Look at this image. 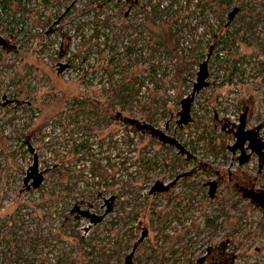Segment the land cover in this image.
Here are the masks:
<instances>
[{
    "label": "rangeland",
    "instance_id": "374dc122",
    "mask_svg": "<svg viewBox=\"0 0 264 264\" xmlns=\"http://www.w3.org/2000/svg\"><path fill=\"white\" fill-rule=\"evenodd\" d=\"M146 1L109 0L95 19L86 0H22L13 25L23 31L10 37L0 27L7 43L0 49V221L14 214L19 232L39 243L33 264H207L219 255L226 264H264V194H252L264 186V0H177L158 19L163 47L154 43L155 28L140 26ZM47 26L55 31L38 38ZM133 40L135 53L123 55ZM98 44L107 59L119 52L123 65L91 71ZM133 59L154 64L155 74L127 78L126 112L111 105L113 86ZM200 65L204 85L189 120L176 124ZM73 100L85 110L73 109ZM239 124L263 145L261 155L247 148L241 162L229 149ZM83 141L88 153L70 160ZM31 173L41 176L38 186ZM24 177L28 188L19 192ZM154 182L165 191L149 193ZM41 194L62 199L33 208ZM174 195L167 216L155 218ZM73 205L102 219L92 223L70 212ZM211 216L216 226L207 228ZM6 242L15 243L0 242V264H23Z\"/></svg>",
    "mask_w": 264,
    "mask_h": 264
},
{
    "label": "trees",
    "instance_id": "16d2710c",
    "mask_svg": "<svg viewBox=\"0 0 264 264\" xmlns=\"http://www.w3.org/2000/svg\"><path fill=\"white\" fill-rule=\"evenodd\" d=\"M108 1L109 0H86V4L89 6H93L94 8L97 9V12L94 15L95 19H97L100 13L104 14V11H106ZM154 1L155 0H147L142 5L141 8H146L147 12L145 10H144V12H146L145 14H148V15H146V18L144 19V20H146V22H144V23L141 22L140 26H143L146 30L150 29L151 27L155 28V30L158 33L157 34L158 40L156 42L154 41V43L157 46L163 47L165 44V36L166 35L162 32V30L159 29L160 24H158V22L160 20H158V19H162L161 17H165L164 12L167 11V7L170 8L174 4L178 7V4H177V0H169L168 4H166V6H161L162 5L161 3L154 2ZM21 2H22V0H0V27L3 26L2 31L5 32L10 37H14V36H16V34L23 31V26H20L18 29H16L15 26L13 25V23L17 24L16 20H15L16 19L15 15L18 13V10H20L22 5H23ZM43 2H46V0H43ZM125 4H129V3H127V1H124L123 5H125ZM114 5H116L115 7L118 8L116 11V15L117 16H123V14H125V13L122 10V8L118 7V4H114ZM83 6H86V5H83ZM85 9L86 8H81L78 12L80 14H82L85 11ZM62 15L63 14H61L60 16H62ZM105 15H107V14L105 13ZM3 16H4V18H2ZM134 17L135 16H133L132 19H134ZM3 19L6 20L5 21L6 23L3 21ZM106 19L108 20V17ZM47 21H49V20L47 19ZM102 25H104V26L107 25L106 20H105V22H104V20L102 21ZM133 25H134V23H133ZM79 26H80L79 23L74 24V29L76 28V30H78ZM54 31L55 30L54 29L52 30L51 26L42 27L39 29V33H38L37 37L41 38V37H43V35L53 33ZM58 33L60 34V32H58ZM65 33L66 32H64V34ZM64 34L61 33V37L65 41H68V38H66ZM114 35L115 34L113 32L112 36H114ZM168 37H170V33L167 34V38ZM223 39L226 40L227 37H223ZM225 40L222 41L220 39V42L217 41V44L220 43V44L225 45L226 44ZM135 44L136 43L134 40L129 41L128 44H125L123 47V49H124L123 55L130 56V55L134 54L135 50H136ZM6 45H7V43H6L5 38H3L0 35V49H4ZM61 47L62 46L60 45V48ZM67 47H68V42H65V45L63 47V54H65L64 52H66L68 50ZM96 48H97V59L93 65L89 66L91 71H94L97 69H102L105 72H109L113 68V66H115V65L122 66L123 65V62H121L123 57H121L119 52H115V51L114 52H108V53H110V56L107 59L106 55H104L103 49L99 48V44L96 45ZM110 50H114V49L111 48ZM142 55H143V53H138L137 57L142 58ZM66 61L68 63V66H70V67L73 66L72 59L66 58ZM130 64H132L133 66L130 69L128 68L129 66H127V65L124 66V68H126V70H124L121 78L119 79V82L113 86V88L115 89V90H113V95H114V99H116V101L111 102V105L113 107L114 106L120 107L122 110H125L126 112L130 111L131 101H132L130 93H129L130 88L127 86L128 82H126L127 78L133 77L134 81L132 83H135V80H136L135 77H137V76H138L139 80L140 79L143 80L144 78L154 76V74H155V70H154L155 65L154 64L146 65L144 61H141L139 59H133L132 63H130ZM237 70H238V68L234 67L232 70V73L237 72ZM85 74H87V72H83V75H85ZM239 74H242V71H239ZM82 78H83V76H79L77 78V80L79 82H81ZM260 86H262V84H260ZM93 92L99 94V90L94 89ZM73 101L74 102H72V104H71L73 109L79 108V109L85 110L84 106H80V105L76 104V103H78V102H76V100H73ZM256 101H258V99H254L253 102L255 103ZM140 105H142V107H143V106L149 105V102L145 101L142 104L140 103ZM251 110H252L251 114L254 113L253 108ZM240 123L242 124V121ZM241 124H239L237 126V130L234 132V136L236 134L237 135L238 134L244 135L245 138H248L250 140V145H251V149L253 150V152L254 153L257 152V153H259V155H261V151H262V147H263L262 143L255 140V136H254L255 133L254 132H250L247 129L243 128V125H241ZM87 127L91 131L96 129V125L87 126ZM149 133L151 134V132H149ZM109 134H112V133L109 132ZM157 137L162 142L164 141V143L167 141V140H164L161 135H157ZM123 141H124V143H126V145H130L133 143L132 139H128V138L124 139ZM87 150H88L87 143L85 141L79 142L75 146L74 152L71 153L70 160H72L75 155L88 153ZM22 152L25 153V152H28V150L25 149ZM149 161H150V159H148V158H144V160H143V162H145V163H149ZM30 171L34 172V169L30 168ZM30 175L33 176L32 178H33L35 185H37V183H39L41 181V176H39V175L36 176L34 173H31ZM25 178L26 177L23 178V184H21L19 187V192L28 188V185L24 184ZM214 184H217V182L214 181L212 183V185H210L209 190H208L209 193L212 191ZM153 185H152L149 193H151L152 190L159 192V193H161L162 191H165L161 182H159V183L154 182ZM30 187H32V183H30ZM19 192L17 193L18 195H19ZM252 194H253V197H259L260 195L264 194V186H262L258 190H255V192H252ZM174 196L175 197H173V196L170 197L166 201V203L164 205H162V207L159 210L155 211V218H157L158 220H161L167 216V214H168L167 211L172 207L171 206L172 202L177 201L179 199L177 195H174ZM59 199H62L60 194H56L55 196L50 194L47 197H44L43 194H41L39 196L37 202L33 205L34 206L33 208H35L36 206H39V205H44V204L46 205V204L55 203ZM175 199H177V200H175ZM105 204L107 207H109V205L107 204V201L105 202ZM24 206L28 207V204L24 203ZM21 208L19 207V208L15 209L16 212L20 211L19 209H21ZM15 210H13V211H15ZM70 212H77L81 217L89 218V216H88L89 213L86 212L85 209H80L79 206H77V205H73L72 208L70 209ZM30 215H31V213H30ZM132 217H133V219H137L138 215L135 213V214H133ZM215 218H216V216L208 217L205 221V224H204L205 227H207V228L215 227L216 226L215 222H214ZM17 222H18V220L16 217H14V214L9 216L8 219H4V220L0 221V242L5 241L6 237H10L11 240L15 243L12 244V246H10V244H9L10 242H6V245L8 243V245L10 246L9 251H11L12 256L16 260L23 259V261H24L23 264H33L32 253L36 251L37 247L39 246V243L35 242L34 240H31V238L28 236V234L20 233L19 232V225L16 226ZM76 237L78 238L79 241H81V239H82L81 237H79L77 235H76ZM24 242H26L25 246L27 248L26 249L27 251L25 252V258H21L23 256L22 244ZM217 258L218 259L216 261H210L207 264H226V259L224 256L222 257L221 255H219V257H217ZM57 264H64V262L62 259H60V260H57Z\"/></svg>",
    "mask_w": 264,
    "mask_h": 264
},
{
    "label": "water",
    "instance_id": "95a60500",
    "mask_svg": "<svg viewBox=\"0 0 264 264\" xmlns=\"http://www.w3.org/2000/svg\"><path fill=\"white\" fill-rule=\"evenodd\" d=\"M206 72L204 71V68L202 65L198 67V71L196 73V81L192 84L191 91L189 94L185 97H183L180 100V109L176 112V115L178 116V119L176 120V124L185 123L189 120V106L190 102L193 98L194 93L201 88L204 85V78H205ZM31 169H34V166L31 167ZM27 176H30V174H27ZM27 180V177L25 178V181ZM89 219L92 223L99 222L102 217L89 214Z\"/></svg>",
    "mask_w": 264,
    "mask_h": 264
},
{
    "label": "flooded vegetation",
    "instance_id": "af4514ba",
    "mask_svg": "<svg viewBox=\"0 0 264 264\" xmlns=\"http://www.w3.org/2000/svg\"><path fill=\"white\" fill-rule=\"evenodd\" d=\"M234 138H235L234 144L229 146V149L231 151L238 150L239 156L237 157V160H239L240 162L245 161L246 156H247L246 149L251 148L250 140L248 138H245L244 135H241V134H238V135L236 134L234 136ZM242 146H244L246 148L243 149ZM124 262L128 263L129 261H127V259H126V260H124Z\"/></svg>",
    "mask_w": 264,
    "mask_h": 264
}]
</instances>
